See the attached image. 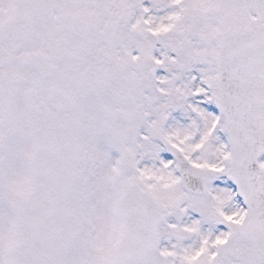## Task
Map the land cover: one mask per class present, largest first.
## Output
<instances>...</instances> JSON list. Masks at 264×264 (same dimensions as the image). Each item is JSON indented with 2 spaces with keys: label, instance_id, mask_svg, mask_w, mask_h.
I'll return each instance as SVG.
<instances>
[{
  "label": "snow or ice",
  "instance_id": "snow-or-ice-1",
  "mask_svg": "<svg viewBox=\"0 0 264 264\" xmlns=\"http://www.w3.org/2000/svg\"><path fill=\"white\" fill-rule=\"evenodd\" d=\"M0 264H264V0H0Z\"/></svg>",
  "mask_w": 264,
  "mask_h": 264
}]
</instances>
